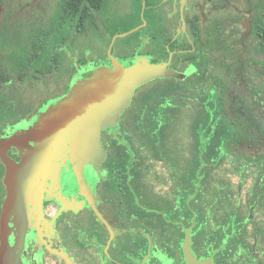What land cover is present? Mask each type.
<instances>
[{"label": "flooded vegetation", "instance_id": "af4514ba", "mask_svg": "<svg viewBox=\"0 0 264 264\" xmlns=\"http://www.w3.org/2000/svg\"><path fill=\"white\" fill-rule=\"evenodd\" d=\"M109 1L0 0V146L78 77L111 68L112 57L123 66L141 56L169 61L184 74L136 89L119 121L100 131L99 165L65 157L34 192L7 178L0 150V264H187V230L198 260L260 264L241 240L239 208L249 173L260 175L247 193L250 212L264 185V0H134L108 14ZM176 105L202 124L184 174L162 152L177 134ZM3 149L24 172L20 149ZM234 183L237 206L220 219V204L232 200L220 192Z\"/></svg>", "mask_w": 264, "mask_h": 264}, {"label": "water", "instance_id": "95a60500", "mask_svg": "<svg viewBox=\"0 0 264 264\" xmlns=\"http://www.w3.org/2000/svg\"><path fill=\"white\" fill-rule=\"evenodd\" d=\"M111 59V68L96 67L89 76L78 77L64 95L42 106L28 126L14 130L3 142L0 150L8 166L7 178L34 192L40 179L55 176V164L62 163L65 157L76 167L83 160L99 165L103 155L100 131L119 121L135 90L154 79L184 77L168 67L169 61L154 63L141 56L123 66L114 57ZM29 141L34 145H28ZM9 143L20 149L24 172L14 169L15 162L5 156L3 148ZM59 198L64 204L62 196ZM182 248L187 264L212 261L195 258L189 230Z\"/></svg>", "mask_w": 264, "mask_h": 264}, {"label": "rangeland", "instance_id": "374dc122", "mask_svg": "<svg viewBox=\"0 0 264 264\" xmlns=\"http://www.w3.org/2000/svg\"><path fill=\"white\" fill-rule=\"evenodd\" d=\"M109 7L107 13L110 14L111 12H113L115 10V12L117 10L120 9H128V7H131L134 4V0H110L109 3H107ZM109 4H113V5H109ZM132 13H129V16ZM115 23V22H114ZM116 25V24H114ZM111 27H113V25L111 24ZM117 28H121V27H117ZM10 91V90H9ZM27 91V97H36V95H28ZM35 92V91H34ZM138 92V91H137ZM169 91H162V94L166 96H168ZM136 93V90H135ZM185 91H177L178 96L180 94H185ZM177 96V97H178ZM25 97V96H24ZM18 98L16 100L19 101V104H15V109L20 110L24 103H27L28 100L25 98ZM1 98V95H0ZM177 110V113H175V116L172 119V126L174 129L177 130V134L176 136L172 137V142L171 143H167V144H163L164 149L162 150V152H165V154H167V156L171 157V158H176L177 160V167L178 169L182 170L185 168L186 164L189 166V162H186V155L189 151L194 150V152L197 150L196 146L194 147V142L192 141L191 143V139L193 140L192 137H194V131L195 133H197V131L201 130L202 128V124L200 125V122L197 121V116L194 113V109L192 108H188L186 109L184 106L181 105H176L174 107ZM257 115V114H256ZM187 126V127H186ZM190 128L193 130L190 133ZM187 129H189V132L187 133ZM204 138V145L206 143V134L205 136H203ZM201 143H203V141H201ZM204 145L202 146V149L204 148ZM262 145L264 146V141L262 143ZM193 146V147H192ZM199 149L201 150V148L199 147ZM264 153V147H262L261 149H259V152L257 155ZM251 155V154H250ZM199 155H197V153H193V159L191 160V167L193 168V171L195 170V162L197 160ZM219 165V164H218ZM227 167V166H226ZM219 167L217 166L215 168V171L213 176H211L208 179V182L210 181V183L212 185L209 186L210 189V194H214L218 188L217 183L221 182V174L218 171ZM228 171V173H231V169H226L224 170V174L227 177L228 175L226 174ZM184 174V171H183ZM260 177L259 175V171L255 174V176H252V173H249V178L250 180H247L246 182H244L243 185H241L240 188V194L244 197L241 200L240 203V217H242V219H239V225L240 227H242L241 225L245 224V226L242 228V232H241V240L245 243H249L252 244V246L254 245V252H253V256H255L260 264H264V185L263 187L260 189V195H261V201L259 202V204L257 205V208L254 209L253 211L250 212V208L249 205L252 204V200L251 198L249 199V196H247V193L250 190H253L256 186L257 183V179ZM223 185V184H222ZM220 193L222 194H227L230 195V199L232 198V200L230 201H226L224 203H221L220 205V219L225 218L230 212L231 210L234 208H236V202H235V198H236V194H238V187L236 186V184H229L224 191L222 190ZM249 199V200H246ZM254 208V207H253ZM249 213V214H248ZM251 213V216H249ZM249 216V220L245 219L243 217ZM242 257L240 256V259Z\"/></svg>", "mask_w": 264, "mask_h": 264}, {"label": "trees", "instance_id": "16d2710c", "mask_svg": "<svg viewBox=\"0 0 264 264\" xmlns=\"http://www.w3.org/2000/svg\"><path fill=\"white\" fill-rule=\"evenodd\" d=\"M21 59V58H20ZM5 106H2V108H4ZM9 108V107H8ZM0 109H1V106H0ZM231 130V128H227V130H226V139H231V137L232 136H234V133H232V132H229Z\"/></svg>", "mask_w": 264, "mask_h": 264}]
</instances>
